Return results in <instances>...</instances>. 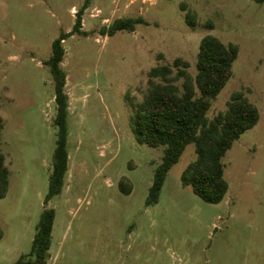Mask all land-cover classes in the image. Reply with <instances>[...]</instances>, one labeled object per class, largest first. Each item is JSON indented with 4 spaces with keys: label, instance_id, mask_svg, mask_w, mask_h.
I'll return each instance as SVG.
<instances>
[{
    "label": "rangeland",
    "instance_id": "rangeland-1",
    "mask_svg": "<svg viewBox=\"0 0 264 264\" xmlns=\"http://www.w3.org/2000/svg\"><path fill=\"white\" fill-rule=\"evenodd\" d=\"M186 2L201 26L190 28ZM85 0H0V150L9 188L0 199V264L29 257L44 209L55 219L46 264H264V2L255 0H89L82 35L65 41L68 171L61 194L45 202L57 129L54 82L44 62L61 32L72 31ZM142 18L133 32H103ZM211 21L213 29L203 27ZM238 46L232 76L207 113L226 110L235 91L257 107L255 127L222 162L229 189L208 204L181 174L196 159L186 147L158 203L146 206L163 147L136 142L129 116L147 72L176 58L196 75L201 39ZM122 178L130 194L119 187Z\"/></svg>",
    "mask_w": 264,
    "mask_h": 264
},
{
    "label": "trees",
    "instance_id": "trees-1",
    "mask_svg": "<svg viewBox=\"0 0 264 264\" xmlns=\"http://www.w3.org/2000/svg\"><path fill=\"white\" fill-rule=\"evenodd\" d=\"M258 3L264 0H255ZM89 0L77 12L70 32H61L51 45V55L44 62L54 82V101L57 129L52 156L48 193L45 202L61 194L68 171V97L64 91L66 74L61 68L65 56L63 41L74 34L82 35L81 17ZM185 23L192 29L201 26L199 19L186 2L180 4ZM137 24H146L142 18H122L114 21L104 32L113 36L117 32H133ZM213 29L211 21L202 25ZM239 48L224 44L213 35L204 36L199 44L196 75L188 71L189 63L176 58L171 64L155 66L147 72V88L142 99L129 116L131 132L140 145L163 147L161 163L155 168L153 182L146 198V206L158 203L168 172L179 162L186 147L194 144L196 159L181 174V184L208 204H219L228 192L224 178L223 158L242 134L255 127L260 119L259 110L243 91L231 94L226 110L209 119L207 113L212 102L232 76V66ZM3 122L0 120V142ZM5 155L0 150V199L9 188V171ZM120 190L128 195L132 191L129 181L122 178ZM55 219L52 208L44 209L34 233L29 257L21 256L14 264H46L51 247V234ZM1 239V235H0Z\"/></svg>",
    "mask_w": 264,
    "mask_h": 264
}]
</instances>
